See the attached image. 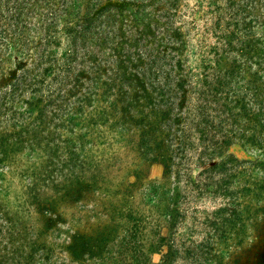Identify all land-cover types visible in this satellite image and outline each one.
I'll list each match as a JSON object with an SVG mask.
<instances>
[{"label":"rangeland","instance_id":"374dc122","mask_svg":"<svg viewBox=\"0 0 264 264\" xmlns=\"http://www.w3.org/2000/svg\"><path fill=\"white\" fill-rule=\"evenodd\" d=\"M0 264H264V0H0Z\"/></svg>","mask_w":264,"mask_h":264},{"label":"trees","instance_id":"16d2710c","mask_svg":"<svg viewBox=\"0 0 264 264\" xmlns=\"http://www.w3.org/2000/svg\"><path fill=\"white\" fill-rule=\"evenodd\" d=\"M162 141L161 140H159V143H161ZM166 162V161H165Z\"/></svg>","mask_w":264,"mask_h":264}]
</instances>
